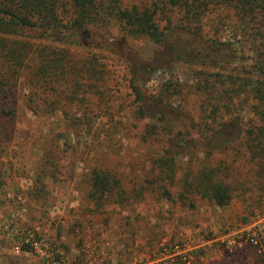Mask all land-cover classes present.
I'll use <instances>...</instances> for the list:
<instances>
[{
	"label": "rangeland",
	"instance_id": "rangeland-1",
	"mask_svg": "<svg viewBox=\"0 0 264 264\" xmlns=\"http://www.w3.org/2000/svg\"><path fill=\"white\" fill-rule=\"evenodd\" d=\"M114 1L133 6L148 0ZM226 24L207 17L204 40L231 42L234 54L228 69L223 59L217 60L218 65L175 60V50L162 51L148 37L124 31L112 18L81 30V46L65 44L68 57L83 75L80 86L72 88L77 99L66 100L59 111L37 109L36 113L29 108L55 101L54 93H42L43 85L31 83L29 71L37 66L35 58L29 70L18 69L10 79L0 81V87L10 91L8 101L17 107L15 122L7 121L0 135V264H43L37 252L14 254L23 229H39L56 260L80 255L84 264H128L134 257L145 262L163 242L187 251L190 262L177 257L174 264H244L257 258L259 249L254 246L264 231V181L258 184L255 163L242 156L240 145L209 158L199 149L177 151L180 155L170 161L175 174L158 163L165 156L167 140L177 144V133L185 141L206 135L191 124L204 117L201 105L211 103L212 108L220 102L217 90L227 84L221 86L215 72L231 70L242 76L251 71L249 44L243 39L240 43ZM29 36L34 38L30 44L39 43L36 35ZM123 42L125 48L120 50ZM107 46L115 50L113 55ZM134 78L148 106L143 119L131 88ZM154 99L183 115L169 134L155 119L160 108ZM235 101L249 109L255 103L243 96ZM243 114L248 125L255 123L248 109ZM150 132L154 134L146 139ZM205 166L225 168L233 196L229 206L218 207L184 185L187 177L191 182ZM95 169L106 170L121 182L123 201L112 197L98 202L89 197ZM246 217L251 220L248 224L243 223ZM79 237L88 239L89 245H82ZM105 238L121 245L105 257L98 256ZM126 244L131 247L121 252Z\"/></svg>",
	"mask_w": 264,
	"mask_h": 264
},
{
	"label": "trees",
	"instance_id": "trees-1",
	"mask_svg": "<svg viewBox=\"0 0 264 264\" xmlns=\"http://www.w3.org/2000/svg\"><path fill=\"white\" fill-rule=\"evenodd\" d=\"M207 17L212 21L214 18L223 19L227 23L226 29L239 37L240 43L243 39L249 44L252 63L249 62L248 66L251 71H245L242 76L231 74V70L224 71L225 74L215 72L214 76L220 79L221 86L227 84L217 90L220 102L212 108L211 103L201 105L200 112L204 113V117L199 118L201 120L196 121L197 124H191L206 131V135L201 139L185 141L181 132L177 133V144L173 146L174 140H167L165 156L158 163L169 173L175 174L170 161L172 157L180 155L181 152L177 151L188 153L199 149L209 158L216 152L230 151L240 145L242 156L255 163L259 184L264 181V0H148L143 5L133 6H121L114 0H0V81L10 79L12 72L18 69L29 70L31 60L35 58L37 68H30L29 71L31 83L34 86L37 83L43 85L42 93H54L55 101L41 108L31 104L29 108L36 113L37 109L59 111L64 106L63 102L77 99V90L72 88H76L77 84L80 86L79 80L83 75L82 68L68 57L65 44L81 46V30L109 22L112 18L121 23L124 31L134 36L148 37L162 51L175 50V60L190 64L192 59H199L217 64V60L223 59L220 61L228 69L234 54L233 46L231 42L217 44L214 40H211L212 43L204 40V20ZM29 33L36 35V40H39L37 45L30 44L29 40L34 38L29 36L27 39ZM122 44L120 50L125 48V43ZM107 47L113 55L115 50ZM120 53L126 57L124 51ZM133 66L136 67V64ZM136 81L139 80L134 78L131 88L136 96L137 114L143 119L147 116L148 106ZM5 87H0V135L4 133L3 125L5 127L6 123L15 122L17 116V107L8 101L10 91ZM208 96L214 99L212 94ZM242 96L255 102L250 109L235 101ZM153 103L160 108L155 118L157 123L165 134H169L181 121L182 113L178 114L176 109L166 106L159 99H154ZM245 109L254 116V124L245 122ZM229 127L233 128L232 133ZM152 134L147 133L145 138ZM224 169L222 166H205L191 182L187 177L184 185L218 207L229 206L233 196L225 181ZM90 185L89 197L98 202L113 200L112 197L119 201L125 199L121 182L106 170L95 169L90 176ZM250 221L246 217L243 223ZM259 238V243L254 246L259 249L257 258L244 264H264V231ZM116 245L120 247L121 244L117 242ZM128 247H131L130 244L121 247V252Z\"/></svg>",
	"mask_w": 264,
	"mask_h": 264
},
{
	"label": "built area",
	"instance_id": "built-area-1",
	"mask_svg": "<svg viewBox=\"0 0 264 264\" xmlns=\"http://www.w3.org/2000/svg\"><path fill=\"white\" fill-rule=\"evenodd\" d=\"M82 245H89V240L86 238H81ZM18 243H15V248L13 250L14 254L19 255L23 252H37L43 257V264H84L83 257L77 255L73 256H63L61 260H56L54 251L49 250L50 243L47 238L39 231V229H23L20 234L17 236ZM94 242V241H93ZM94 244H91L93 248ZM102 250L97 252L98 256L105 257L108 255V250L118 249L115 243H111L110 239L105 238L103 244L101 245ZM164 249L162 254L161 250ZM93 254V253H92ZM109 257V256H108ZM183 259L184 263H189V256L187 251L181 250L179 246H169L163 242L160 246H157L153 257L151 260L147 259L145 262H137L134 257L131 262L128 264H174L175 259ZM144 261V260H142Z\"/></svg>",
	"mask_w": 264,
	"mask_h": 264
}]
</instances>
